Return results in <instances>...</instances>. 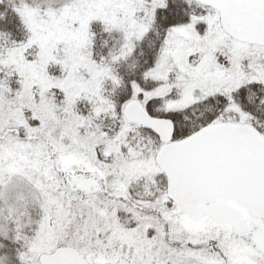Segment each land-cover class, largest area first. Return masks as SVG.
I'll list each match as a JSON object with an SVG mask.
<instances>
[{
  "label": "snow or ice",
  "instance_id": "obj_1",
  "mask_svg": "<svg viewBox=\"0 0 264 264\" xmlns=\"http://www.w3.org/2000/svg\"><path fill=\"white\" fill-rule=\"evenodd\" d=\"M0 264H264V0H0Z\"/></svg>",
  "mask_w": 264,
  "mask_h": 264
}]
</instances>
